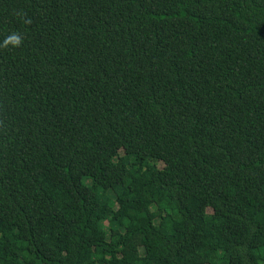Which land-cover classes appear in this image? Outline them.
<instances>
[{"label": "trees", "instance_id": "trees-1", "mask_svg": "<svg viewBox=\"0 0 264 264\" xmlns=\"http://www.w3.org/2000/svg\"><path fill=\"white\" fill-rule=\"evenodd\" d=\"M0 264H264V0H0Z\"/></svg>", "mask_w": 264, "mask_h": 264}, {"label": "clouds", "instance_id": "clouds-1", "mask_svg": "<svg viewBox=\"0 0 264 264\" xmlns=\"http://www.w3.org/2000/svg\"><path fill=\"white\" fill-rule=\"evenodd\" d=\"M12 40L14 43L18 44L19 43V39L17 37H12Z\"/></svg>", "mask_w": 264, "mask_h": 264}, {"label": "rangeland", "instance_id": "rangeland-1", "mask_svg": "<svg viewBox=\"0 0 264 264\" xmlns=\"http://www.w3.org/2000/svg\"><path fill=\"white\" fill-rule=\"evenodd\" d=\"M150 160H152V159L147 160V162L150 163ZM155 216H156V214L152 215V217H155ZM139 219L141 220L142 217H139ZM157 220H158V219H156V221H157Z\"/></svg>", "mask_w": 264, "mask_h": 264}]
</instances>
